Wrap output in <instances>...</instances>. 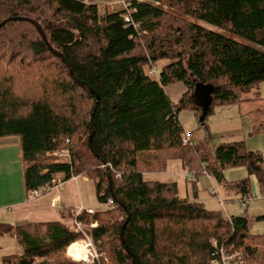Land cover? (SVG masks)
Wrapping results in <instances>:
<instances>
[{
  "label": "trees",
  "instance_id": "1",
  "mask_svg": "<svg viewBox=\"0 0 264 264\" xmlns=\"http://www.w3.org/2000/svg\"><path fill=\"white\" fill-rule=\"evenodd\" d=\"M111 1L0 0V25L8 21L0 27V138L21 139L26 190L52 187L58 175L92 179L98 202L114 204L81 217L98 222L103 264H213L214 240L248 255V264H264V235L251 234L248 216L227 217L181 199L175 183L145 179L179 161L184 172L219 183L226 169L246 168L249 177L226 182L240 202L251 196V176L264 186L261 153L239 140L183 144L178 119L203 112L198 84L213 89L211 111L260 100L264 52L214 29L264 48V0H154L161 7L133 0L139 27L125 22L123 10L102 15ZM162 61L169 64L151 75ZM178 83L186 92L175 104L165 89ZM63 148L71 165L47 156ZM5 237L22 254L3 264H68L62 254L77 239L58 221H0Z\"/></svg>",
  "mask_w": 264,
  "mask_h": 264
},
{
  "label": "crops",
  "instance_id": "2",
  "mask_svg": "<svg viewBox=\"0 0 264 264\" xmlns=\"http://www.w3.org/2000/svg\"><path fill=\"white\" fill-rule=\"evenodd\" d=\"M135 1L151 4L154 2V0ZM168 64V61H162L157 64L154 70L159 73ZM165 90L175 104L186 92L185 86L181 83L167 87ZM259 92L260 100L258 101L220 106L212 111L210 110L211 94L200 93L198 97L194 94L196 104L203 109L200 119L201 124H195L193 130H187L184 129L178 117L184 133L191 134L193 137L192 142L195 143L208 137L217 140L225 137L229 140L231 136L237 138L241 135L245 140L247 151L259 152L264 159V82L260 84ZM212 115H215L216 118H222L223 122L218 125L213 117L209 119ZM26 167L27 164L22 156L21 139L19 137L0 138V221L16 227L51 221L71 225V220L77 210L81 206L86 207L87 187L85 184L88 181L85 176H78L77 180H66L61 189L51 188L46 190L42 196L29 199V192L25 188ZM175 170H181L180 164L175 165ZM149 175H155V173ZM60 176L64 178V175ZM185 181L187 184L190 183L186 178ZM226 188L233 193L237 192L236 189H232L230 186H226ZM54 201H57L58 207H54ZM237 201L241 204L238 199ZM226 213L227 216H235V214Z\"/></svg>",
  "mask_w": 264,
  "mask_h": 264
},
{
  "label": "rangeland",
  "instance_id": "3",
  "mask_svg": "<svg viewBox=\"0 0 264 264\" xmlns=\"http://www.w3.org/2000/svg\"><path fill=\"white\" fill-rule=\"evenodd\" d=\"M158 7H161L160 5ZM167 9V8H165ZM211 28V27H210ZM219 34L236 39L240 42H243L246 45L253 46L255 48H259L264 52V48L255 46L250 42H247L241 38H238L234 35L223 32L220 29H214ZM203 113V112H202ZM201 114L193 113L189 110L182 111L179 115L180 121L182 122L184 129L193 130V125L201 124ZM197 114V115H196ZM213 117V120L220 125L223 120L222 118H216L215 115H212L209 119ZM206 121V120H205ZM204 121V122H205ZM236 140L243 141L245 140L241 135L237 138L230 137L229 140L220 139L214 141V146H218L222 142L232 143ZM246 145V144H245ZM181 163L179 161H171L168 163V168L165 172L156 173L155 175H145V179L147 181H160L162 183H175L178 188V196L181 199H188L189 201H197L202 203L204 207L208 210L222 211L226 216L228 212L230 215L235 214V216H248L251 219V227L250 231L252 235H264V221H259L256 218L264 215V187L259 184L256 177L251 176L250 186H251V195L252 198L249 200V205L247 207H242L241 204L237 201L240 195L229 191L225 185L227 183H237L240 182L247 177H249L246 168L238 167V168H228L224 172L225 183H219L216 179L211 177L209 179L208 175H204L198 177L194 182H190V180L186 177L187 172H182L181 170H175V165ZM83 176L82 175H79ZM155 176H158L157 178ZM185 176V177H184ZM197 177V176H196ZM88 183H86L87 187V201L86 207L87 209H94L97 212L103 211L104 207L98 202L96 192H95V184L94 181L88 177H86ZM185 178L188 182L186 183ZM227 182V183H226ZM213 188L216 190V194H212ZM232 192V193H231ZM73 220V219H72ZM71 220V221H72ZM70 225V224H69ZM71 227V225H70ZM79 238V237H78ZM96 242V241H95ZM96 245L101 253V248L99 244L96 242ZM68 248L65 253L62 254V258L68 264H74L67 257ZM15 254H22L21 247L16 239L5 237L0 240V264H3V257ZM105 255V254H104ZM107 258V256L105 255Z\"/></svg>",
  "mask_w": 264,
  "mask_h": 264
},
{
  "label": "built area",
  "instance_id": "4",
  "mask_svg": "<svg viewBox=\"0 0 264 264\" xmlns=\"http://www.w3.org/2000/svg\"><path fill=\"white\" fill-rule=\"evenodd\" d=\"M153 4L159 6L160 2L154 1ZM100 10L102 15L123 10L124 12H126L124 16L125 22L133 24L135 25V27H139V25L134 24V22L132 21V14L134 13V10L131 8L130 0H114L106 3ZM150 74L158 77V73L155 70H152ZM192 140L193 137L191 134H183V144L192 143ZM68 143L69 142L67 141V144ZM47 156L53 159V161L58 164L71 165L72 162V154L69 148H63L58 149L54 152H49ZM186 177L190 180V182H194L195 180H197L195 173H186ZM71 179L77 180V177L73 176ZM209 179L211 180V177H209ZM64 184V178H61V176L58 175L54 178L52 187L29 191L28 197L29 199L38 198L42 196L46 190L51 188L56 190L61 189ZM216 193V190L213 188L212 194L215 195ZM249 200L250 198H245L244 200H242V207H247L249 205ZM57 204V201H54V207H58ZM100 204L104 207L103 211L114 207L112 199H110L105 204ZM96 213L98 212L94 209H87L84 206H81L74 215L71 223V232L77 237V239L68 247L67 252V257L74 264H103L104 262H107V258L103 253L99 251L93 236V231L97 228L98 222L93 221L92 223H87L81 220V217L83 215L93 216ZM212 245L216 250H218L216 256L217 259L214 260L213 264H248V255L242 252L228 250L225 247L219 248L218 243L215 240L212 241ZM73 246H75V248H73L71 251V248Z\"/></svg>",
  "mask_w": 264,
  "mask_h": 264
},
{
  "label": "water",
  "instance_id": "5",
  "mask_svg": "<svg viewBox=\"0 0 264 264\" xmlns=\"http://www.w3.org/2000/svg\"><path fill=\"white\" fill-rule=\"evenodd\" d=\"M11 20H13V19H11ZM19 20H24V19H19ZM27 21L31 22L30 20H27ZM7 22L1 24L0 27L4 26ZM33 24L37 27L38 31L41 33L42 38L44 39V41L48 44V42H47L48 40H47L43 30L36 23L33 22ZM212 91H213V89H212L211 86H204L203 84H198L195 94H196L197 97H198V95L200 93H204V94H207V95H209V94L212 95ZM205 102H207V101H205Z\"/></svg>",
  "mask_w": 264,
  "mask_h": 264
},
{
  "label": "bare ground",
  "instance_id": "6",
  "mask_svg": "<svg viewBox=\"0 0 264 264\" xmlns=\"http://www.w3.org/2000/svg\"><path fill=\"white\" fill-rule=\"evenodd\" d=\"M73 248H75V246H73V247L71 248V251H72Z\"/></svg>",
  "mask_w": 264,
  "mask_h": 264
},
{
  "label": "clouds",
  "instance_id": "7",
  "mask_svg": "<svg viewBox=\"0 0 264 264\" xmlns=\"http://www.w3.org/2000/svg\"><path fill=\"white\" fill-rule=\"evenodd\" d=\"M76 177H78V176H76Z\"/></svg>",
  "mask_w": 264,
  "mask_h": 264
}]
</instances>
